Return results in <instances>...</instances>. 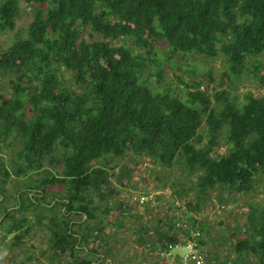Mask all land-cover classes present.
I'll use <instances>...</instances> for the list:
<instances>
[{"label":"trees","instance_id":"obj_1","mask_svg":"<svg viewBox=\"0 0 264 264\" xmlns=\"http://www.w3.org/2000/svg\"><path fill=\"white\" fill-rule=\"evenodd\" d=\"M20 1L31 18L24 35L0 53V72L9 77V90L0 93V158L16 146L11 170L0 159V199L19 177L28 189L0 210L3 236L12 246L24 244L32 228L46 225L52 263L67 256L71 264H96L105 255V226L97 217L111 214L106 201L117 190L108 166L93 162L131 150L156 165L177 166L189 180L186 196L175 190L186 214L166 211L141 222L135 241L153 250L188 238L203 251L207 229L199 212L215 199L212 190L221 188L220 200L247 194L264 174V93L233 99L211 77L213 103L202 81L178 74L179 93L168 85L155 89L148 77L162 81L165 62L150 54L157 41L167 59L221 52L228 71L220 73V85L244 75L264 82V0H0V31L15 28ZM94 33L123 43L93 39ZM203 122L207 143L197 146ZM45 161L60 168L38 173ZM126 207L119 202L113 217ZM244 210L243 236L227 247L232 254H206L210 264H264V208L248 203Z\"/></svg>","mask_w":264,"mask_h":264},{"label":"rangeland","instance_id":"obj_2","mask_svg":"<svg viewBox=\"0 0 264 264\" xmlns=\"http://www.w3.org/2000/svg\"><path fill=\"white\" fill-rule=\"evenodd\" d=\"M30 18V8L23 1H20V15L16 20L15 28L13 30L5 29L0 31V53L7 48L16 36L24 35ZM93 39L109 40L112 44L117 45L123 43L121 39L104 38L97 33L93 34ZM153 44L156 48L150 56L155 57L158 62H165L163 64L162 81L157 83L154 76L148 77L150 86L155 87V89H163L165 85H168L175 93H179V88L182 84H179L178 88V83L175 79L178 74L181 79L188 83L202 81L200 89L208 90L207 92L211 95L213 103H215L212 95L214 91L207 87L211 77L214 80L213 86L217 90L226 88L229 96L233 99H236V97L239 100L242 99L246 91H252L254 95L264 93V82L258 78H253L252 75H244L241 79L230 80L231 84L226 82L224 85H220V73L225 70L228 71L225 55L221 52H218L215 57L194 53L185 55L179 52L172 58L167 59L166 45L161 41ZM154 68L152 67L151 70H154ZM203 74L210 76L202 78ZM8 86L9 77L0 72V93H7L6 91L9 90ZM206 129L207 126L203 122L198 130L201 137L199 138L200 141L196 143L197 146L207 143ZM15 149V145L5 148L1 155L2 159L0 158L9 170H11L10 159L13 157L12 154ZM217 149L221 152L225 151L226 145L222 143ZM93 163L94 165L102 164L108 166L111 172V185L117 190V193H112L107 199L108 201H106L111 206V214H98L97 217V221H100L105 226L102 236L103 241H105V255L96 264H161L156 253L157 248L150 250L148 243L145 246H140L135 241L133 233L138 224L146 220L152 222V219L156 220L160 214L163 215L166 211L168 214L176 213L179 216L186 214L182 213L185 209L177 198L178 194H176L175 190H180L182 195L186 196L184 195L185 185H188L189 180L181 175L177 166L156 165L131 150L127 151L122 157L114 158L108 156ZM55 167L60 168L59 165H52L45 161L44 166L39 168L37 172H56ZM126 170H131L128 172L129 177L124 176L122 180H119V173ZM31 176L33 178L38 177L37 173ZM27 183V178L23 177L7 182L5 185L6 191L0 199V210L15 205V195L21 192H18L20 189L22 191L27 190ZM48 189L63 193V188L59 186L49 187ZM220 189L212 190L210 196L215 199L213 201L211 199L210 203L206 201V205L199 212L207 229L202 235L204 244L201 247L203 249L201 252L204 255L207 254L209 259L213 258V255L222 257L226 254H232L230 244L242 235L246 222L244 207H247L248 203L253 204L257 210L264 208V174L259 173L255 177L253 187L247 194L240 193L220 200L218 197ZM29 191L30 195L36 193L35 189ZM148 193H153V196L140 205L137 198L138 195ZM47 196V199H49L50 196ZM91 197L94 200L97 198L95 194H91ZM122 201L126 202L129 207L121 211L122 213L116 220L113 216H116L114 214L117 210V205L119 202L123 203ZM145 206L147 207L145 208ZM178 206H181V208L177 209ZM69 216L76 219L79 218V215L69 214ZM182 218V222L188 223L186 217L183 216ZM119 220L123 222L122 227L119 226ZM91 225L93 224L91 223ZM185 225V227H188L189 223ZM238 227L242 229L237 231ZM178 232H181V230ZM3 233L4 227L0 225V264H71L72 262L67 256H62L61 261L58 263L51 262L49 259L51 252L48 249L50 233L46 225L32 228L29 235L24 238V244L16 246H12L9 236L4 237ZM229 246L230 248L228 249L227 247ZM186 251L187 249L180 250L181 253ZM173 262H170V264H175ZM208 264L210 263L208 262Z\"/></svg>","mask_w":264,"mask_h":264},{"label":"built area","instance_id":"obj_3","mask_svg":"<svg viewBox=\"0 0 264 264\" xmlns=\"http://www.w3.org/2000/svg\"><path fill=\"white\" fill-rule=\"evenodd\" d=\"M152 196L153 193L139 194L138 202L142 205ZM197 234V231L192 233V235ZM181 249H187V251L181 253ZM156 253L161 264H170L172 261L175 264H208L205 255L202 254L196 242L188 238H182L176 243H168L161 249L157 247Z\"/></svg>","mask_w":264,"mask_h":264}]
</instances>
